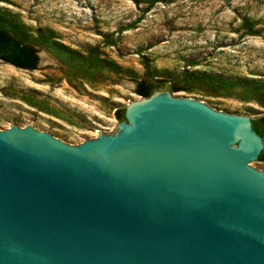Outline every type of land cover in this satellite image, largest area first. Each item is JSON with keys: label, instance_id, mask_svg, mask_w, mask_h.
<instances>
[{"label": "water", "instance_id": "95a60500", "mask_svg": "<svg viewBox=\"0 0 264 264\" xmlns=\"http://www.w3.org/2000/svg\"><path fill=\"white\" fill-rule=\"evenodd\" d=\"M154 92L79 144L0 129V264H264L252 117Z\"/></svg>", "mask_w": 264, "mask_h": 264}, {"label": "rangeland", "instance_id": "374dc122", "mask_svg": "<svg viewBox=\"0 0 264 264\" xmlns=\"http://www.w3.org/2000/svg\"><path fill=\"white\" fill-rule=\"evenodd\" d=\"M0 27L44 55L34 69L0 60V129L23 125L71 144L113 135L115 110L140 96L138 79L183 71L200 77L190 91L163 86L155 97L264 113V0H0ZM253 167L264 171V161Z\"/></svg>", "mask_w": 264, "mask_h": 264}, {"label": "trees", "instance_id": "16d2710c", "mask_svg": "<svg viewBox=\"0 0 264 264\" xmlns=\"http://www.w3.org/2000/svg\"><path fill=\"white\" fill-rule=\"evenodd\" d=\"M243 24L247 34H257V31L252 29L247 19L243 20ZM0 60L16 67L34 69L38 63V48L29 42L23 41L4 27H0ZM198 80H200V77L187 73V71H183L172 81H167L161 77L152 79L143 77L136 81L134 91L141 96H149L155 89L163 86H167L170 92L190 91L194 82ZM165 82H168V85ZM260 101L264 107L263 91L260 95ZM115 115L118 120L125 119V108L116 109ZM251 125L255 132L264 140V113L252 117ZM257 160L264 161V147L258 155Z\"/></svg>", "mask_w": 264, "mask_h": 264}]
</instances>
